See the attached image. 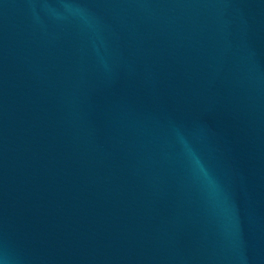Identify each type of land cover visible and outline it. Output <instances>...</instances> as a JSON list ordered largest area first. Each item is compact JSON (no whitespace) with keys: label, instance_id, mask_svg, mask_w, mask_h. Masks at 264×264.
<instances>
[{"label":"water","instance_id":"1","mask_svg":"<svg viewBox=\"0 0 264 264\" xmlns=\"http://www.w3.org/2000/svg\"><path fill=\"white\" fill-rule=\"evenodd\" d=\"M0 264H264V0H0Z\"/></svg>","mask_w":264,"mask_h":264},{"label":"clouds","instance_id":"2","mask_svg":"<svg viewBox=\"0 0 264 264\" xmlns=\"http://www.w3.org/2000/svg\"><path fill=\"white\" fill-rule=\"evenodd\" d=\"M180 139L182 140V137H180ZM187 151H188L189 154L192 153L191 148H187ZM196 164L199 165V172H201L204 175L205 179H208V173L204 170L203 166L200 165L199 160H196ZM209 183H211L210 180H209Z\"/></svg>","mask_w":264,"mask_h":264}]
</instances>
